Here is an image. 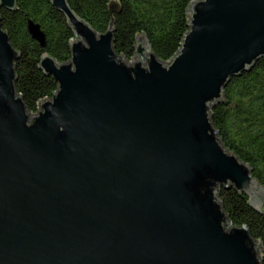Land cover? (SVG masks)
I'll return each mask as SVG.
<instances>
[{
    "label": "water",
    "instance_id": "water-1",
    "mask_svg": "<svg viewBox=\"0 0 264 264\" xmlns=\"http://www.w3.org/2000/svg\"><path fill=\"white\" fill-rule=\"evenodd\" d=\"M51 3L75 40L68 63L42 56L58 89L36 114L16 91L20 53L0 18V264H261V243L230 223L219 189L264 214V187L223 146L211 108L264 58V0H194L166 63L144 35L126 61L112 29ZM27 30L45 48L41 26Z\"/></svg>",
    "mask_w": 264,
    "mask_h": 264
},
{
    "label": "trees",
    "instance_id": "trees-1",
    "mask_svg": "<svg viewBox=\"0 0 264 264\" xmlns=\"http://www.w3.org/2000/svg\"><path fill=\"white\" fill-rule=\"evenodd\" d=\"M72 11L98 34L113 30V47L118 56L131 62L139 36L144 35L154 54L164 63L179 51L189 31L188 8L194 0H67ZM111 2L121 12L110 11ZM2 29L20 53L15 62V88L26 109L36 114L42 101L52 98L58 85L39 69L43 55L58 63L71 59L73 29L51 0H17V9L0 8ZM28 21L41 26L46 35L42 48L28 33ZM211 121L221 143L252 169V175L264 187V58L253 68L230 80L224 89V101L211 108ZM224 212L233 226H246L250 236L262 245L264 264V214L256 211L247 196L234 188L219 189Z\"/></svg>",
    "mask_w": 264,
    "mask_h": 264
}]
</instances>
